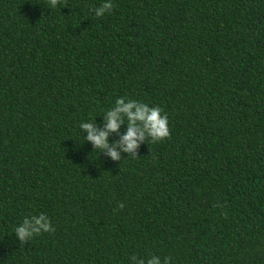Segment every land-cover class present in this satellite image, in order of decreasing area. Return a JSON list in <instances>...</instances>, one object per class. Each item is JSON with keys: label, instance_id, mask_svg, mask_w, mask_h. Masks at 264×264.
I'll list each match as a JSON object with an SVG mask.
<instances>
[{"label": "trees", "instance_id": "trees-1", "mask_svg": "<svg viewBox=\"0 0 264 264\" xmlns=\"http://www.w3.org/2000/svg\"><path fill=\"white\" fill-rule=\"evenodd\" d=\"M104 2L0 0V264H264V0ZM121 97L170 137L113 160Z\"/></svg>", "mask_w": 264, "mask_h": 264}, {"label": "clouds", "instance_id": "clouds-1", "mask_svg": "<svg viewBox=\"0 0 264 264\" xmlns=\"http://www.w3.org/2000/svg\"><path fill=\"white\" fill-rule=\"evenodd\" d=\"M48 3L52 8H56L59 5V0H48ZM113 7L114 5L110 0H106L93 11L96 17H103ZM162 113L163 109L159 106L150 107L148 104L135 99L121 97L115 101V106L107 111L104 130H98L95 122L81 123L80 128L87 132V140L91 141L96 149L106 151L113 160L120 159V152L116 150L117 148L136 157L139 144L146 139L151 138L152 142H159L170 137L168 116ZM125 120L128 125L126 134L116 142L115 146L109 145V134L118 133ZM119 207L123 208L124 205L121 204ZM54 231L49 218L41 213L39 216H31V219L25 217L22 225L15 228V236L23 244L36 235ZM171 259V257H167L164 264H170ZM141 264L144 262L141 261ZM148 264H160V260L153 256L148 260Z\"/></svg>", "mask_w": 264, "mask_h": 264}]
</instances>
